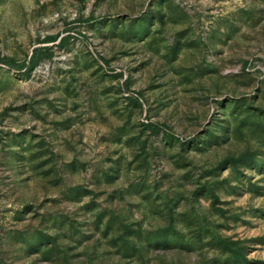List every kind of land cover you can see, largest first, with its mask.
Wrapping results in <instances>:
<instances>
[{
    "label": "rangeland",
    "instance_id": "rangeland-1",
    "mask_svg": "<svg viewBox=\"0 0 264 264\" xmlns=\"http://www.w3.org/2000/svg\"><path fill=\"white\" fill-rule=\"evenodd\" d=\"M0 264H264V0H0Z\"/></svg>",
    "mask_w": 264,
    "mask_h": 264
},
{
    "label": "trees",
    "instance_id": "trees-1",
    "mask_svg": "<svg viewBox=\"0 0 264 264\" xmlns=\"http://www.w3.org/2000/svg\"><path fill=\"white\" fill-rule=\"evenodd\" d=\"M40 51L39 50H34V52H33V55H32V57H31V59H30V65H31V67H34V66H36V64L39 62V57H40Z\"/></svg>",
    "mask_w": 264,
    "mask_h": 264
}]
</instances>
